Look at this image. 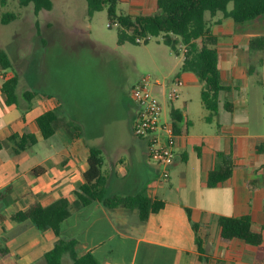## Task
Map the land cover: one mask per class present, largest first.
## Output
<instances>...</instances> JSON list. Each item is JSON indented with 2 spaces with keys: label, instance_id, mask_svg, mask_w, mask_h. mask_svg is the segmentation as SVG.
Returning a JSON list of instances; mask_svg holds the SVG:
<instances>
[{
  "label": "crops",
  "instance_id": "crops-1",
  "mask_svg": "<svg viewBox=\"0 0 264 264\" xmlns=\"http://www.w3.org/2000/svg\"><path fill=\"white\" fill-rule=\"evenodd\" d=\"M117 10L132 17L153 15L157 0H119ZM220 20L217 16L213 22ZM211 32L217 39V67L225 88L217 112L210 115L200 95L193 97L202 86L193 73L181 71V64L176 75L184 82L180 98L168 102L163 97L170 81L165 79L158 87L164 119H175L177 136L168 180H161L163 169L148 159L145 140L116 138L111 150L97 147L107 196L141 193L162 201L163 209L145 222L139 221L136 210H110L97 202L72 209L61 224L60 238L76 240L78 253L89 252L101 264H257L264 244L221 242L218 218L249 216L256 230L264 229V42L250 43L264 40V16L243 24L223 19L212 25ZM12 78L17 79L16 103L7 105L1 86ZM25 92L38 95L29 101ZM47 111H55L58 119L54 134L44 139L35 120ZM135 118L134 104L126 123L131 134ZM80 123L69 117L57 94L19 91L18 76L0 68V140L12 135L35 140L18 153L13 144L0 151V192L9 188L0 200V238L17 264H40L58 238L50 231L39 232L29 221L15 223L10 215L34 201L44 206L59 199L73 203L84 182L89 148L96 146L84 142ZM68 124L80 130H70ZM225 159L233 166L231 176L209 186V173ZM48 242L52 246L46 248Z\"/></svg>",
  "mask_w": 264,
  "mask_h": 264
},
{
  "label": "trees",
  "instance_id": "trees-1",
  "mask_svg": "<svg viewBox=\"0 0 264 264\" xmlns=\"http://www.w3.org/2000/svg\"><path fill=\"white\" fill-rule=\"evenodd\" d=\"M54 0H17L19 8L32 5L34 13L49 11L53 7ZM87 14L94 15L106 10L109 27L117 24V45L126 43L138 45L137 38H158L163 45L175 55H179L180 46L187 48V53L181 63L182 72L193 73L201 84L200 99L206 111L213 115L219 105V94L224 91L217 67V39L211 32L214 24H219L223 19H231L236 24H243L264 16V0H157V12L146 16H129L119 13L117 6L119 0H85ZM232 8L228 9V5ZM218 14H221L220 22H213ZM206 15L210 19L206 18ZM17 19L16 13H4L0 16L1 24H8ZM258 42H264L260 38L250 41L254 46ZM147 44L148 41H144ZM12 67L6 52L0 49V68L8 70ZM17 79L5 81L1 86V92L7 97V105L16 103ZM38 93L25 92L23 97L31 101ZM48 97V96H46ZM175 116V112L171 113ZM55 111H47L35 120V124L44 139L51 137L55 132L57 122ZM177 121H179L177 119ZM70 130H80L73 124H68ZM174 131L175 119L172 122ZM81 131V130H80ZM35 142L33 136L12 135L8 140H0V151L13 144L14 153L23 150L28 144ZM102 154L97 147L89 148L87 169L83 174L84 182L74 193L75 201L70 203L66 199H59L49 205H42L34 201L30 206L10 215V220L15 223L29 221L39 232L50 231L58 238L53 248L43 255V264H61L62 258L67 255L72 264H101L91 253H78L76 240H63L60 238V227L71 214L72 209L85 207L93 202L101 204L107 209L122 207L127 210H136L140 222H145L151 214H156L163 209L164 203L152 200L144 194L129 196H107L106 180L101 172ZM233 166L230 160L225 159L223 164L217 166L209 173L208 184L215 186L226 181L232 172ZM9 188L0 192V200L5 196ZM188 217L191 211L185 210ZM220 240L228 243L239 240L247 245L261 247L264 244V229L256 230L249 216L220 217L218 218ZM195 227V226H194ZM198 252L201 253V240H196ZM257 264H264V252L257 258ZM0 264H17L5 244L0 238Z\"/></svg>",
  "mask_w": 264,
  "mask_h": 264
},
{
  "label": "rangeland",
  "instance_id": "rangeland-1",
  "mask_svg": "<svg viewBox=\"0 0 264 264\" xmlns=\"http://www.w3.org/2000/svg\"><path fill=\"white\" fill-rule=\"evenodd\" d=\"M9 12L17 19L0 23V49L11 62L8 71L19 78V91L57 94L90 145L111 150L112 139L134 137L126 130L132 86L141 77L172 81L180 71L181 55L170 54L160 37L118 46L117 27H109L106 10L89 16L85 0H54L51 10L37 15L32 5L19 8L17 0H0V16ZM152 91L163 102L160 89ZM199 95L195 90L193 97ZM61 264L72 262L65 255Z\"/></svg>",
  "mask_w": 264,
  "mask_h": 264
},
{
  "label": "built area",
  "instance_id": "built-area-1",
  "mask_svg": "<svg viewBox=\"0 0 264 264\" xmlns=\"http://www.w3.org/2000/svg\"><path fill=\"white\" fill-rule=\"evenodd\" d=\"M117 26V24H114ZM151 37L137 38L138 43L151 40ZM187 53L185 46H180L179 55L182 61ZM175 55V53L172 52ZM178 56V55H176ZM184 85L181 78L170 81V88L163 90V97L173 102L179 97L178 90ZM162 86L160 81H151L141 77L131 88V96L136 106V118L133 123V134L146 141V153L150 161L162 168L161 180H168L167 168L175 157L176 133L172 122L164 119V105L153 93L152 88ZM164 86V85H163Z\"/></svg>",
  "mask_w": 264,
  "mask_h": 264
}]
</instances>
